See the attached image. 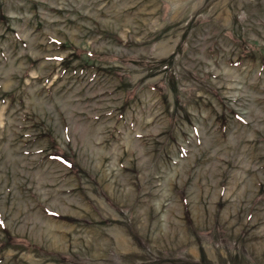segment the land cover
Returning a JSON list of instances; mask_svg holds the SVG:
<instances>
[{"label":"rangeland","instance_id":"1","mask_svg":"<svg viewBox=\"0 0 264 264\" xmlns=\"http://www.w3.org/2000/svg\"><path fill=\"white\" fill-rule=\"evenodd\" d=\"M0 264H264V0H0Z\"/></svg>","mask_w":264,"mask_h":264}]
</instances>
